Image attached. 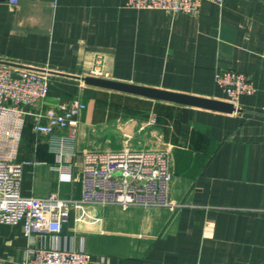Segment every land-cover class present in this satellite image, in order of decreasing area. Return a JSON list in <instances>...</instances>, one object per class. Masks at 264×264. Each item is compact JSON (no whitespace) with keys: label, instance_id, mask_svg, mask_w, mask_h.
<instances>
[{"label":"crops","instance_id":"0c3cea01","mask_svg":"<svg viewBox=\"0 0 264 264\" xmlns=\"http://www.w3.org/2000/svg\"><path fill=\"white\" fill-rule=\"evenodd\" d=\"M0 61L46 75L41 102L22 104L21 194L72 202L64 233L0 223V264L29 246L83 249L90 264H264V0L202 1L195 13L127 0H0ZM106 78L227 100L218 71L256 88L219 112L85 84ZM85 103L70 130H34L39 112ZM166 149V204L82 201V153Z\"/></svg>","mask_w":264,"mask_h":264},{"label":"built area","instance_id":"2783aa9c","mask_svg":"<svg viewBox=\"0 0 264 264\" xmlns=\"http://www.w3.org/2000/svg\"><path fill=\"white\" fill-rule=\"evenodd\" d=\"M204 0H127L136 8H159L172 13H195ZM222 4L224 0H205ZM15 6L17 0H10ZM16 73L17 77L13 74ZM87 75L106 77L102 70ZM234 104L241 94H253V81L245 73L225 69L214 76ZM46 75L30 70H13L0 64V223H22L24 233H58L68 221L72 202L51 193L44 198L21 194L22 163L17 152L24 126L22 104L41 102L48 92ZM85 103L76 101L68 107L47 109L35 117L34 130L52 133L70 130L74 136L77 116ZM84 191L82 201L93 200L120 205L166 204V193L172 179L170 155L166 149L123 146L116 150H89L82 153ZM91 255L83 250L29 246L19 264H90Z\"/></svg>","mask_w":264,"mask_h":264},{"label":"water","instance_id":"95a60500","mask_svg":"<svg viewBox=\"0 0 264 264\" xmlns=\"http://www.w3.org/2000/svg\"><path fill=\"white\" fill-rule=\"evenodd\" d=\"M0 64L13 66V67H22L27 69H35L27 66H20L18 64H13L10 62L0 61ZM14 77H17V74H13ZM80 79L88 85H93L109 90H114L118 92H123L131 95L142 96L145 98L161 100L165 102H172L176 104H182L186 106H195L201 107L209 110L232 113L238 108H235L234 104L227 100H219L214 98H206L201 96H196L192 94L175 92L160 88H154L149 86H143L138 84H132L127 82H121L117 80H112L106 77L85 75L80 77ZM67 228V222L61 224L60 232L64 233Z\"/></svg>","mask_w":264,"mask_h":264}]
</instances>
